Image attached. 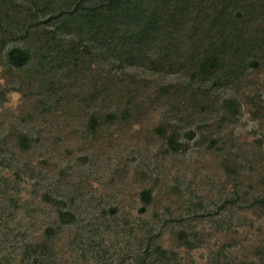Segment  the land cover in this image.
I'll return each mask as SVG.
<instances>
[{"label":"rangeland","instance_id":"1","mask_svg":"<svg viewBox=\"0 0 264 264\" xmlns=\"http://www.w3.org/2000/svg\"><path fill=\"white\" fill-rule=\"evenodd\" d=\"M250 2L263 11L262 22L251 27L264 39V0ZM6 39L19 41L17 34ZM15 71L1 56L0 180L7 184L0 190L7 195L0 191V221H6L0 235L39 237L57 222L52 197L75 215L57 241L68 264H83L71 251L79 244L116 264L155 234L182 264H264V205H253L264 197V54L238 76L206 83L210 91L201 105L174 119L185 143L176 152L162 131L174 118V87L189 91L188 70L157 75L132 68L129 78L117 71L133 95L120 86L102 92L96 112L111 111L117 119H104L95 132L86 124L92 104L81 100L102 79H87L88 86L70 89L56 108L41 113L33 73ZM159 83L172 86L170 92L154 96ZM25 134L28 148L20 143ZM142 190L154 199L140 211ZM184 235L190 246L181 245ZM11 249L0 252L7 256Z\"/></svg>","mask_w":264,"mask_h":264},{"label":"trees","instance_id":"2","mask_svg":"<svg viewBox=\"0 0 264 264\" xmlns=\"http://www.w3.org/2000/svg\"><path fill=\"white\" fill-rule=\"evenodd\" d=\"M262 14L250 0H0V57L15 72L27 70L28 77L33 73L39 98L35 108L41 113L56 108L70 89L88 86L87 79H102L101 86L91 87L81 100V104H92L86 112L90 132L104 119H117L114 112H96L93 105L102 92L120 86L118 89L133 95L117 71L135 77L129 73L132 68L157 75L188 70L192 73L189 91L174 87L178 97L170 104L174 118L164 123L162 131L166 145L176 152L185 143L179 141L181 130L175 120L201 105L202 97L210 91L206 83L238 76L262 58V31L254 32L251 27V22H262ZM16 34L19 41L9 43L6 37ZM171 87L159 83L154 96L168 94ZM127 111L122 110L124 114ZM30 142L29 136L21 135L23 148ZM5 184L0 180V186ZM0 191L7 195L4 188ZM7 199L10 206H17L14 197ZM47 199L57 207V222L29 240L22 237L18 241L17 234L1 233L0 250L7 245L12 249L7 256L0 252V264L69 263L60 253L67 250H60L57 241L65 227L75 223V215L63 207L62 199ZM140 199L143 211L154 198L150 190H142ZM253 205L263 206L264 197L256 198ZM110 210L114 212V208ZM185 237L181 245L190 246ZM158 239L157 234L147 235L143 245L116 264H128L131 259L134 264H182ZM75 241L69 240L65 247L71 248ZM71 251L83 264H108L98 253L88 255L81 244Z\"/></svg>","mask_w":264,"mask_h":264}]
</instances>
